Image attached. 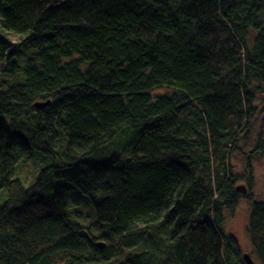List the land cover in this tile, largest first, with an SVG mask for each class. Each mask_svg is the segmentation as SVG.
<instances>
[{
	"label": "trees",
	"instance_id": "obj_1",
	"mask_svg": "<svg viewBox=\"0 0 264 264\" xmlns=\"http://www.w3.org/2000/svg\"><path fill=\"white\" fill-rule=\"evenodd\" d=\"M260 103L264 0H0V264H245L224 228L241 198L264 264L260 146L232 165ZM125 128L133 156L106 159Z\"/></svg>",
	"mask_w": 264,
	"mask_h": 264
},
{
	"label": "rangeland",
	"instance_id": "obj_2",
	"mask_svg": "<svg viewBox=\"0 0 264 264\" xmlns=\"http://www.w3.org/2000/svg\"><path fill=\"white\" fill-rule=\"evenodd\" d=\"M12 43L15 44V40L18 39L15 35L7 36ZM170 91H156L153 96L169 94ZM259 117L254 122L252 129L241 138L242 151H238L232 158V165L235 172L246 178V161L250 156V153L254 152L258 146L262 151L252 154V168H253V194L257 201L264 202V105L258 104ZM141 129L125 128L115 139L106 147L105 154L106 159H120L125 161L133 156L134 149L142 137ZM262 141V142H260ZM105 160V159H101ZM41 160L30 161L27 163H20L18 166V176L25 180H34L37 178L40 170L43 168ZM246 185L244 182H240L238 185ZM77 193V194H76ZM68 193L67 204L71 212V220L78 221L85 227H90L94 224L96 214L92 207L86 206L83 200L79 198V193ZM251 202L245 198H241L238 203L237 210L234 215L225 213V231L235 237L239 244L243 254H250L255 264H260L256 254L252 253L250 239L247 232L249 215H250ZM75 222V221H74ZM92 232L98 234L93 229Z\"/></svg>",
	"mask_w": 264,
	"mask_h": 264
},
{
	"label": "water",
	"instance_id": "obj_3",
	"mask_svg": "<svg viewBox=\"0 0 264 264\" xmlns=\"http://www.w3.org/2000/svg\"><path fill=\"white\" fill-rule=\"evenodd\" d=\"M48 105H50V101L48 102H39V103H36L35 104V108L38 109V110H42L44 109L45 107H47ZM236 192L242 194V195H246L248 193V190H247V187L246 185H238L236 187ZM99 247L100 248H103L104 246L100 243L99 244ZM243 261L245 264H255L253 258L251 257L250 254H244L243 255Z\"/></svg>",
	"mask_w": 264,
	"mask_h": 264
}]
</instances>
